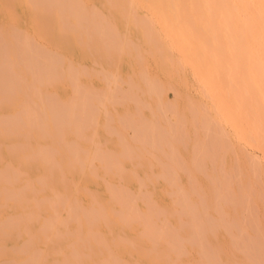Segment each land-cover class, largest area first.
Masks as SVG:
<instances>
[{
    "label": "rangeland",
    "instance_id": "rangeland-1",
    "mask_svg": "<svg viewBox=\"0 0 264 264\" xmlns=\"http://www.w3.org/2000/svg\"><path fill=\"white\" fill-rule=\"evenodd\" d=\"M106 1L108 2V0ZM103 2L104 0H89L88 3L92 6H90L91 9L87 7L89 4L85 6V8L87 7L86 9L89 8V10L82 13L85 15L84 20L82 21L83 18H80V16L83 17L81 13H78L79 18L75 17L78 15L70 14V18H73H71L73 22L69 21L71 20L69 18V20L67 19V23L70 24L69 22H71L72 24L70 25L72 29H74L75 25L73 23L78 22H74L75 18L76 20L79 19L83 24L85 23V26L88 23L86 20L93 19L95 16L96 19L94 18L95 21L93 20V22L97 23L96 21H98L100 25V27H98L99 25L96 24L95 29H104L101 31L104 33L96 30L97 32L95 35V32H92L95 30L94 28L91 29V31L87 30V32H85L86 30L84 31V29L88 25H93L91 22L92 20H90L91 23L85 26V28L81 26L83 24L80 22L82 28L77 24L79 28H76V30H83L85 33L84 37L82 32V34H77L78 37L80 34L82 35L81 38L79 37L80 40H78L73 30L68 32V29L64 28L68 25L65 22L64 27L60 26L52 28V30L51 28L47 30V33L50 32V30L51 33L48 35L45 33L46 37L41 38V40L45 39L43 40L45 44L40 40L41 36H38V38L33 31L32 33L30 32V15L32 9H26L22 12L15 28L14 22L10 21L9 23V19L6 15V5L0 2V21H2L6 27L2 28L4 26L0 22V58H3L2 60L0 59V69L8 70L13 64L16 71L8 70L12 77L13 75H17L23 79V82H25L26 78H30L28 81L34 78V80H32L33 83L26 81L23 88L24 90L20 88V90L17 89L19 93L21 91V94L27 99H24L25 101H22V99L18 100L24 105L16 101V104L19 103V105H21L19 106L20 108L18 105H15L14 102L11 103L8 100L10 96L12 97L15 95L14 93H16V91L9 90L11 93H8L7 90L9 88L7 90L0 88V99H5V102L0 100V112H3V118H1L2 115L0 114V119L3 120L4 117H6L5 115L13 119L16 115V128L18 127L16 131H20L19 128L24 125L26 127H21V129L24 130L25 128L27 131L29 129L28 134H25L27 131L23 133V130H21L22 132H20V134L18 133L20 137L17 135L25 149L22 153L21 150L17 149L18 144H15L17 140L16 134H14L13 139V134H10L12 132H9L8 129L6 130L5 125L3 126L5 129L1 127L6 134L0 129V132H2L1 135L3 134L2 136L0 135V166H2L0 168L6 169L8 174L6 173L5 176H7V179L13 177L14 175L12 172H14V174L20 177L23 174L24 178H26V180L28 179L27 183L32 182L27 185L26 180L22 178L23 176L21 177L22 180H19V177L16 185L22 186V182L23 185H25L22 187H14V185V190H12L8 188L12 183L9 184V181H7L8 185L6 180H3L0 176V182L2 183L3 181L4 183L0 185V187L3 185L2 188H0V208L3 209L4 216H6V218L3 219L8 223L10 222L8 225L9 231H5L4 241L1 242L2 239L0 238V264H28V261H30L28 256L29 254L33 255L32 253H34V251L40 254H42V251L43 253L45 252L42 261L45 262L44 264L49 260L50 262L52 261V264H59L60 261L61 264H69L68 262L70 259L68 258L71 257L70 264H84L88 262L89 264H121V262L123 264H264L263 149L260 145L258 147L255 144L237 138L233 131V127L229 123L219 119L211 99L205 94L200 82L195 77L191 64L182 59V55L177 49L168 47L167 50L166 47L162 46L164 45L163 42H160L162 38L157 41L160 38H158V34H156L159 25L150 16L151 14L148 8L140 9L129 7L132 9L131 11L129 8H124L122 9L123 12L120 11L123 14L122 16L115 7L116 10L112 9L111 0L109 3L104 2L103 4ZM92 3H95V5ZM100 3L105 5V7H102L103 5ZM96 5L101 9L98 10ZM94 6H96L95 9ZM107 7L109 8L106 9ZM68 9L66 7L65 10L69 13ZM109 9L110 12L108 11ZM128 9L129 12L133 11L132 14L135 11V16L134 14L133 16L132 14L130 15ZM101 10L103 12H101ZM124 11H126L125 14L127 13L130 17L124 16ZM79 12L81 11L79 10ZM106 12L107 15L105 17ZM111 12L113 15L110 14ZM136 12L138 14H136ZM86 13L92 14H89L90 16L88 17ZM102 13L104 14L102 15ZM107 16L114 19H109ZM124 17L128 18L125 20ZM131 17H134L135 20H133L134 18L131 20ZM47 19L48 18L44 21L48 22L49 19ZM7 21L8 23H5ZM109 21H114L117 27H115V25L113 26ZM125 21L127 22L125 23ZM135 21H137L135 24L136 27L133 25ZM11 22L14 23L12 24L13 27ZM125 24H127V30L124 27ZM92 25L87 29L92 28ZM71 26H69L70 29ZM155 26L157 30L154 29ZM113 27L120 30L119 35L122 34L121 37H124V34H126L128 36L126 37L125 35L127 39L124 40L125 37L121 39L117 34L118 32H114L115 28ZM142 28L144 31H142ZM149 28H151V30L152 28L156 30V33L153 30L151 32ZM6 29L15 35L17 33L14 29H18L17 31L21 32L20 36H23L24 33L27 34V40L32 37L28 40L30 41V46L27 45V48L31 47L29 48L30 50L26 49L25 51H20L23 55L21 53L17 56L14 53L12 55L8 47L12 49L16 42H11L10 38L13 34H7L9 32ZM60 29L65 33L61 34ZM13 30L15 32H13ZM124 30L129 31L130 35H128V32L125 33ZM111 31L112 34H110ZM122 31L123 33H121ZM88 32H92L90 34L91 38H89L90 35ZM150 32L153 34L150 35ZM86 33L89 36L85 37V35H87ZM105 33L110 34L109 36L111 38L107 37ZM115 33L119 39L124 42L122 43L119 41V44H123V46L119 45L123 49L119 47V51L118 48L116 52L117 54L120 52V54H116V58L108 57L112 53L107 51L108 53L106 52V56L110 59L106 62L107 59H104L105 55H102V53L106 51L104 49L112 51L116 48L119 39L118 37H116L117 39L115 38ZM32 34H34V36ZM65 34L69 35L65 36ZM101 34L104 35L101 36L102 39L99 37ZM93 36L94 39H92ZM129 36L130 39H128ZM34 37L40 41L38 42ZM82 37L83 41H81ZM95 37L100 40H97ZM142 37H145V41L144 39L141 40ZM65 38L68 42H66L67 40ZM95 39L99 41L98 44L95 43ZM87 40L88 42L92 40L91 42L97 45V47L93 49V52L91 49L92 47H90V45H93L89 44L91 42L88 43ZM32 41L33 43H31ZM46 41H48V43ZM114 41H116L117 44ZM40 42L43 43L41 44ZM80 42L83 43L82 48H80ZM86 42L88 44H86ZM106 42H109V44ZM9 44H11V46ZM55 45L57 46L55 47ZM106 46H108V48ZM6 47L7 49H5ZM88 48L92 53H90ZM164 48L169 52V58L165 57L167 53H164L166 52ZM45 49L47 51H44ZM36 50H38V52ZM58 50H60V52ZM115 50L112 52L115 53ZM32 51H35V53ZM33 53L39 56L38 59L43 58L41 56L45 57L38 61V59L33 58H37ZM109 53L111 54L109 55ZM26 54L30 59L24 57ZM49 54L52 55V57ZM1 55L5 56L1 57ZM12 56H16L18 61L14 62ZM9 57L12 58L9 60ZM22 57H24V59ZM16 58L14 57L13 59L16 60ZM46 59H48V61H45ZM60 59L66 60L61 61ZM71 60L73 64L75 62V65L72 64ZM4 61H9L10 63ZM41 61H44L45 64H43L44 62L41 63ZM58 61L60 62L58 63ZM130 61L131 63H129ZM16 62H20V64L24 66L25 71H23L22 66L16 67V65H19V63ZM50 62H52L51 65L53 67L50 65ZM54 62L56 63L54 64ZM59 64H63V66ZM40 65L42 67L41 69ZM161 66L163 68L164 66L166 67V70L164 68L166 72H168L167 70H171V73H165ZM38 67L39 69H37ZM73 68L75 70H73ZM68 69H70V74H67ZM116 69H119L118 72L121 74H118ZM35 71L36 73L42 72L44 75L45 73L47 75L51 72L48 76L52 74V77H54L52 80L53 82L48 79L50 76H46L47 81H45L44 86L43 80H46V78L42 76V73L38 75V78ZM82 71H84L86 75H84ZM24 72H26V74ZM71 73L72 75L77 74L75 77L71 78ZM87 73H89V75H87ZM53 74L55 76H53ZM11 76L9 79L14 80ZM40 77H42V79ZM60 78H62V81ZM86 78L87 81H85ZM36 80H38L39 86L36 85ZM52 83L54 84L52 85ZM46 84L49 85L46 86ZM55 85L57 88L54 89ZM41 86H44L45 90ZM27 87L29 89L26 90ZM49 89L50 91H48ZM36 90L39 94L35 96V94L38 93ZM6 92L11 95H7ZM235 93L236 91L230 94L231 96L228 97V103L231 102L234 104V102L238 100V96ZM24 96L22 97L24 98ZM2 104L4 105L3 108H1L3 106ZM58 104H60V106L62 104V108ZM233 106L234 105L231 107ZM30 107L32 109H30ZM72 107L76 110H73ZM82 107H85V112H83V109L81 111ZM68 108L70 110L68 111L70 117L71 112L74 114L71 117L73 120H70L69 116V119L67 118L68 114L66 113ZM24 112H26L28 116L32 113V121L34 119V122H31L32 124H28L29 128H27L26 125L28 123V117L27 115L25 116ZM80 112H83L87 118ZM86 112L87 115L85 114ZM79 115H83L82 118H85L84 120L86 122L83 121V119H78ZM37 118H39L38 121ZM78 120L79 122L80 120L84 122V125L81 124V128ZM70 121L73 122L71 123ZM18 123L21 124L19 125ZM48 123L51 126L48 125ZM8 133L12 137L8 136ZM59 133H63L62 136L59 135L61 139H63L62 142L61 140L55 139L56 135ZM17 141L16 143H19V141ZM19 147L22 146L19 144ZM66 148H68V150H66ZM120 149L122 150L120 151ZM38 150L42 152L46 151V156L50 155L49 157H54V159L52 158L51 160L49 157L45 159L40 152H37ZM63 151L65 155L62 154ZM66 154H70L71 156H66ZM65 156L68 157V159H66ZM75 156L80 159H75ZM1 159L3 160L4 167ZM5 159L7 160L5 161ZM8 159L10 161H8ZM49 160L51 162H49ZM78 161L80 166L77 168L73 164ZM6 162H9V164H5ZM121 164L124 165L122 166ZM47 166L48 168H46ZM57 166L59 167L57 168ZM79 168V175L83 174V176L80 175L81 177L77 175L78 171L76 172ZM71 175L73 177H70ZM69 178L73 181L71 182L72 184L69 182L71 181ZM75 179H78V182ZM9 180L11 179L9 178ZM74 180L77 183L76 185ZM84 184L86 187H84ZM74 185L76 187H74ZM78 186H83L84 190H78ZM51 187L53 189H50ZM68 187L69 189H66ZM89 187L90 190L88 189ZM27 188L29 189V195L24 192V189ZM8 189H10V191ZM56 189L59 190V192ZM74 191L76 194H73ZM53 192L55 195H53ZM66 193L68 194L66 195ZM69 193L74 195V197L71 198L72 200L70 199L72 196L69 195ZM55 196H57V200ZM61 199L62 201L64 200V202H62ZM29 200L32 202H28ZM114 200L115 202L113 203ZM11 203L13 204L12 206ZM8 212L9 214L7 215ZM57 219L60 220V222L55 228L50 227V229L48 224L58 221ZM30 225L33 228H31ZM46 228L48 230H46ZM86 229H89L90 232ZM18 230L24 231L19 232ZM1 232L2 230H0V234ZM96 232H98V234ZM83 233L84 236L82 237ZM39 234H41L40 240ZM47 235H49V237ZM73 235L74 239L72 238ZM93 235H96L94 236L96 242L94 241ZM75 236L78 237L75 238ZM87 236H89V239ZM35 238L38 243L33 241ZM90 238L93 239V242L91 241L92 244H97L99 242L97 245L98 247L95 246L96 249H93L94 246L91 248ZM123 243L128 244L127 247L129 249L126 247L127 251H125L124 248L126 244L123 245ZM121 244L124 247L122 246L121 248ZM64 245L66 247H64ZM48 247L53 250H50ZM1 248L4 250L3 253L1 252ZM7 248L10 253L6 250ZM69 248L70 250L67 251ZM20 249L21 252L19 251ZM22 250L25 255L26 253L28 254L26 255L28 258L25 255H23V257H26H24L25 259L23 257H18L22 255H19V253H22ZM89 250H91V252ZM6 251L7 253H4ZM48 251H53L54 253L52 252L53 254H50L49 252L48 255ZM66 252H69V254L71 252V255L67 254L70 256L67 258L68 262L67 260L64 262V259L67 257H64ZM14 253L17 254L16 257H18L19 260L23 258V260H20V263L18 261L15 262V260L18 259L15 258ZM12 254L15 259H13ZM50 255H53L56 261H54ZM61 255L63 256L62 260L60 259ZM80 259L81 261H79ZM21 261H23V263ZM50 262H48V264Z\"/></svg>",
    "mask_w": 264,
    "mask_h": 264
},
{
    "label": "bare ground",
    "instance_id": "bare-ground-1",
    "mask_svg": "<svg viewBox=\"0 0 264 264\" xmlns=\"http://www.w3.org/2000/svg\"><path fill=\"white\" fill-rule=\"evenodd\" d=\"M93 1V0H92ZM0 2H3V4H5L6 5V15H7V17H8V19H9V23H10V21H12V22H14L15 23V28H16V23H17V21L19 20V18H20V15L22 14V12L24 11V10H26V9H32V12H31V17H30V29H31V33H32V31L34 32V34H36L37 35V37L38 36H41L40 37V40H41V38H43V37H46V35H48V34H50L51 33V30H52V28H55V27H60V26H63L64 27V25H65V22H66V24H68L67 23V19L69 20V18H70V14L72 15V14H74V15H78V13L80 14L81 13V15L83 16V17H81L80 16V18H83L82 19V21L84 20V16L85 15H83L82 13L84 12V11H88L89 10V8L88 9H86L87 7H90V6H92V5H90V3H88L89 2V0H0ZM104 2H106V3H109L110 2V0H108V2L106 1V0H104ZM104 2H103V4H104ZM105 3V4H106ZM111 5H112V9L113 10H116L117 9V11H119V13H120V15H122L123 16V14H122V12H123V10L122 9H124V8H129V7H132V8H140V9H142V8H148L150 11V16L153 18V20H155L157 23H158V25H159V27H158V31H157V33L155 32L157 29H156V26H155V28L154 29H156V30H153V28H152V30L156 33V34H158L157 36H158V40L157 41H159L161 38H162V41L160 40V42H163V44L164 45H162V46H164V47H166V49L168 50V47L169 48H174V49H177L180 53H181V55H182V59L185 61H187V62H189V64H191V66H192V68H193V71H194V74H195V77L197 78V80L200 82V84H201V86H202V88L204 89V92H205V94H207L208 96H209V98L211 99V101H212V105H213V107H214V110H215V112H216V115L219 117V119L221 120V121H224V122H227V123H229L232 127H233V131L235 132V134H236V136H237V138H239L240 140H245V141H248V142H250V143H252V144H255V145H257L258 147H259V145L261 146V148L263 149V151H264V0H111ZM1 4V3H0ZM89 4V6H87L86 8H85V6L86 5H88ZM93 5H95V3H92ZM101 4V3H100ZM103 4H101V5H103ZM4 5V6H5ZM97 6V9L99 10V9H101L98 5H96ZM96 6H94V9H95V7ZM110 6V5H109ZM66 7H67V9H68V7H69V13H68V11H66L65 9H66ZM102 7H105V5H103ZM116 9H115V8ZM1 8H2V6H1ZM109 7H107L106 9H108ZM84 9H86V10H84ZM90 9H91V7H90ZM130 9V8H129ZM129 9H128V13L131 15L132 14V12H129ZM79 10L81 11V12H79ZM97 10V11H98ZM132 9H130V11H131ZM96 11V12H97ZM109 12H110V9L108 10ZM120 11H122V12H120ZM101 12H103L102 10H101ZM101 12H100V14H101ZM125 12L126 11H124V14H125ZM85 13V12H84ZM105 13V12H104ZM104 13H102V15L104 14ZM89 14H92V13H89ZM88 13H86V16L88 15V17L90 16ZM95 14V13H94ZM97 14H98V12H97ZM96 14V15H97ZM111 15H113L112 14V12L110 13ZM134 16H135V11H134ZM133 14H132V16H133ZM136 14H138L137 12H136ZM106 15H107V12H106V14H105V17H106ZM109 15V14H108ZM119 15V16H120ZM141 15V14H140ZM93 16V15H92ZM110 16V15H109ZM109 16H107L108 18H109ZM124 16H128V17H130L127 13L124 15ZM76 18L78 17L79 18V15L78 16H75ZM88 17H86V18H88ZM98 17H99V15H98ZM98 17H97V19H98ZM114 17V16H113ZM128 17H124V19L126 20V18H128ZM140 17V16H139ZM1 18V17H0ZM46 18H48L47 20H48V22H45L44 20L46 19ZM72 18V17H71ZM70 18V19H71ZM76 18H75V20H74V22H76V21H78V22H76V23H73L74 25H75V27H74V29H72V26L70 25V24H72L71 22H73L72 21V19L71 20H69V21H71V22H69L70 24H68L67 25V27L65 26L64 28H66V29H68V32L69 31H71V30H73V33L78 37V35L77 34H79V33H81L82 35H83V37H84V33L85 32H87V30H90L91 31V29H95V25L96 24H98V21H96L97 23H95V22H93V20H94V18H95V16H94V18L93 17H90V18H93V19H89V20H86L85 22L87 23L85 26H87L89 23H93V25H92V28H90V29H87V28H89V26L91 27V25H88L86 28H85V26H84V24L81 22V21H79V19H77L76 20ZM112 18V17H111ZM111 18H109V19H111ZM134 18V17H133ZM132 17H131V20L133 19ZM137 18V17H136ZM6 19V18H5ZM7 19V20H8ZM96 19V18H95ZM107 19V18H106ZM114 18H112V20H113ZM24 20V19H23ZM90 20H92L91 22H90ZM130 20V21H131ZM133 20H135V18L133 19ZM138 20H139V18H138ZM141 20V19H140ZM49 21H50V23H49ZM95 21V20H94ZM115 21V20H114ZM110 22L113 26L115 25V27H117L116 25L117 24H115V22ZM128 21V20H127ZM127 21H125V23L127 22ZM130 21H129V24H130ZM155 21H153V22H155ZM1 22V24H3L2 23V21H0ZM11 22V25L12 24H14V23H12ZM46 24H45V23ZM80 22L83 24V25H81L80 24ZM100 22V21H99ZM136 22L137 21H135V22H133V25H134V27H136L135 26V24H136ZM5 23H8V21L7 22H5ZM48 23V24H47ZM95 23V24H94ZM132 23V22H131ZM28 24V23H27ZM77 24H79V27H81V26H84V31L85 32H83V30H76V28L78 29L79 27H78V25ZM128 24V23H127ZM127 24H125V28H126V25ZM156 24V23H155ZM29 25V24H28ZM48 25V26H47ZM81 25V26H80ZM99 25V24H98ZM97 25V26H98ZM112 25H111V27H112ZM132 25V26H133ZM3 26L4 27H2V28H6L5 27V25L3 24ZM9 26V25H8ZM69 26H71V29L69 28ZM96 26V27H97ZM12 27H13V25H12ZM63 27H61V28H63ZM98 27H100V25L98 26ZM115 27H113V28H115ZM22 28V27H21ZM20 28V29H21ZM24 28V27H23ZM51 28V30H50V32H48L47 33V30H49ZM82 28V27H81ZM103 28H105V27H103ZM145 28V27H144ZM147 28V27H146ZM1 29V28H0ZM9 29V28H8ZM70 29V30H69ZM101 29V28H100ZM100 29H95V30H93L92 32H95L94 34L96 35V32L97 31H103L104 29H102V30H100ZM118 29V28H117ZM116 28H115V31L114 32H118L117 34L119 35V33H120V30H117ZM150 30H151V28H149ZM7 30V29H6ZM5 30V31H6ZM15 31H16V35L14 34V33H12V32H10L9 30H7L9 33H7V34H9V35H11V34H13V39H12V37L10 38L11 39V42H14L15 44L13 45V47H12V49H11V47H8V49L9 50H11L10 51V53H12V55H13V53L17 56L18 54H20L21 52L20 51H25L26 49H29V48H31V47H29V48H27V45H29L30 44V41H28V40H30L31 38H29L28 40H27V34H25L24 33V35L23 36H20V31H17L18 29H14ZM13 30V32H15ZM61 30V34L63 33H65V32H62L63 30L62 29H60ZM65 30V29H64ZM97 30V31H96ZM110 30H112V29H110ZM109 30V31H110ZM117 30V31H116ZM126 30H127V28H126ZM139 30V29H138ZM152 30H151V32H152ZM4 31V30H3ZM23 31V30H22ZM66 31V30H65ZM137 31V30H136ZM140 31V30H139ZM142 31H144L143 30V28H142ZM146 31V30H145ZM24 32V31H23ZM92 32H88L89 33V35L92 33ZM108 32V31H107ZM124 32L125 33H127L128 32V35H130V33H129V31H125L124 30ZM138 32V31H137ZM151 32L149 33L150 35H152L151 34ZM1 33V32H0ZM27 33V32H26ZM45 33H47L46 35H45ZM101 33H104V32H101ZM121 33H123V31L121 32ZM139 33H141V32H139ZM145 33H147V32H145ZM29 34V33H28ZM34 34H32L33 36H34ZM79 35V37L81 38V36L82 35ZM87 34V33H86ZM99 34V33H98ZM105 34H107V37H110L109 35L110 34H112V31H111V33L110 34H108V33H105ZM117 34L115 33V38L116 37H118L117 36ZM135 34H136V32H135ZM2 35V34H1ZM9 35H8V37H9ZM36 35H35V37H36ZM69 34H65V36H68ZM88 34L87 35H85V37L86 36H89ZM122 35V34H121ZM121 35H119L120 37H121ZM125 35L126 34H124V37H125ZM144 35H146V34H144ZM143 35V36H144ZM148 35V34H147ZM149 35V36H150ZM16 36V37H15ZM64 36V35H63ZM101 36H104L103 34H101L99 37H101ZM112 36V35H111ZM132 36V35H131ZM156 36V35H155ZM156 36V37H157ZM6 37V36H5ZM30 37V36H29ZM34 37V38H35ZM77 37H76V39H77ZM79 37H78V40H80L79 39ZM83 37H82V40L81 41H83ZM98 37V36H97ZM124 37H121V39L122 38H124ZM126 37H128L127 35H126ZM125 37V39L124 40H126L127 38ZM136 37L138 38V36H137V34H136ZM146 37V36H145ZM145 37H142V39L141 40H143ZM1 38V37H0ZM7 38V37H6ZM39 38V37H38ZM67 38V37H66ZM65 38V39H66ZM89 38H91V35H90V37ZM96 38V37H95ZM111 38V37H110ZM112 38H114V37H112ZM135 38V37H134ZM136 38V39H137ZM151 38V37H150ZM154 38V37H153ZM36 39V38H35ZM87 39H88V37H87ZM92 39H94V36L92 37ZM97 40H100L99 38H96ZM96 39L94 40L95 41V43L96 44H98V42L99 41H96ZM101 39H102V37H101ZM105 39H106V41H107V38L105 37ZM109 39V38H108ZM117 39V38H116ZM118 39H119V37H118ZM128 39H130V36H129V38ZM135 39V40H136ZM140 39V38H139ZM155 39V38H154ZM3 40V39H2ZM38 42L40 41L39 39H36ZM43 40H45V39H42L41 41H43ZM67 40V39H66ZM89 40V39H88ZM88 40H87V42H88ZM111 40V39H110ZM110 40H108V41H110ZM112 40H114V39H112ZM37 41H36V43H37ZM49 41V40H48ZM48 41H46L47 43H48ZM55 41V40H54ZM85 41V40H84ZM92 41V40H91ZM91 41H89V42H91ZM119 41H121L122 43H124L122 40H118L117 42H118V44H117V42L116 41H114L116 44H117V46H116V48H114L112 51L114 52V50H115V53H113L112 51H110L109 49L107 50V49H104V47H103V49L104 50H106L105 52L103 51V53H102V55H105L106 56V54L108 53V52H111L112 54H114V55H112L111 53H109V55L110 56H108V57H110V58H112V57H114V58H116V56L117 55H119L120 54V52H119V54H117V52L116 51H118V48L120 47V46H123V44H119L120 42ZM144 41H145V39H144ZM4 42V41H3ZM2 42V43H3ZM44 42V41H43ZM43 42H40L41 44L43 43ZM66 42H68V40L66 41ZM79 42V41H78ZM86 42V44H88ZM31 43H33V41L31 42ZM34 43H35V41H34ZM49 43H50V41H49ZM54 43V42H53ZM94 43V44H95ZM107 44H109V42H106ZM5 44H6V42H5ZM41 44H39V45H41ZM43 44H45V42L43 43ZM55 44H57V43H55ZM80 44H81V47L80 48H82V46H83V43H81L80 42ZM85 44V43H84ZM85 44V45H86ZM89 44H92L93 46H91L90 45V47H92L91 49H92V52H93V49L95 48V47H97V45H94L92 42L91 43H89ZM114 44V43H113ZM162 44V43H161ZM160 44V45H161ZM10 46H11V44H9ZM50 45V44H49ZM120 45V46H119ZM124 45H126V44H124ZM30 46V45H29ZM57 45H55V47H56ZM42 47H44V46H42ZM89 47V46H88ZM107 48H108V46H106ZM110 47H111V45H110ZM109 47V48H110ZM33 48V47H32ZM35 48H36V45H35ZM58 48V47H57ZM112 48V47H111ZM110 48V49H111ZM120 48H122V47H120ZM120 48H119V51H120ZM5 49H7V47L5 48ZM37 49V48H36ZM41 49V48H40ZM58 49H60V48H58ZM89 49V48H88ZM123 49V48H122ZM165 49V48H164ZM165 49V51L166 52H164L165 54L167 53V55H165V57H167V58H169V52H167V50ZM8 50V51H9ZM30 50V49H29ZM52 50V49H51ZM54 50H56V49H54ZM87 50V49H86ZM2 51V50H1ZM37 52H38V50H36ZM44 51H47L46 49L44 50ZM49 51V50H48ZM59 52H60V50H58ZM89 51H90V53H92L91 52V50L89 49ZM108 51V52H107ZM5 52V51H4ZM3 52V53H4ZM32 52H34L35 53V51H32ZM54 52H56V51H54ZM107 52V53H106ZM7 53V52H6ZM26 53V52H25ZM33 53V54H34ZM52 53V52H51ZM62 53V52H61ZM71 53V52H70ZM122 53V52H121ZM22 55H23V53H21ZM30 54V53H29ZM28 54V55H29ZM41 54V53H40ZM58 54H60V53H58ZM63 54V53H62ZM62 54H60V55H62ZM72 54V53H71ZM117 54V55H116ZM32 55V54H31ZM35 55V54H34ZM50 55V54H49ZM57 55V54H56ZM67 55V54H66ZM66 55H64V56H66ZM116 55V56H115ZM122 55H123V53H122ZM135 55V54H134ZM5 56V55H4ZM4 56H2L1 55V57H4ZM7 56V55H6ZM16 56H14L15 58H16ZM30 56V55H29ZM35 56H37V55H35ZM51 57H52V55H50ZM73 56V55H72ZM72 56H70V57H72ZM104 56V59H107V61L106 62H108V60L110 59V58H108L107 56L105 57ZM13 57V56H12ZM12 57H9V60H10V58H12ZM13 57V58H14ZM24 57H27V54H26V56H24ZM24 57H22L23 59H24ZM38 57L39 56H37V58L36 57H33L34 59H38ZM41 57H43V58H39L38 59V61L41 59H44V57L45 56H41ZM49 57V56H48ZM51 57H50V59H51ZM12 58V60H14V62L15 61H18L17 59L18 58H16V60L15 59H13ZM21 58V59H22ZM27 58H29V57H27ZM31 58H32V56H31ZM32 58V59H33ZM54 58V57H53ZM56 58H58V57H56ZM61 58H62V56H61ZM1 59V58H0ZM3 59V58H2ZM1 59V60H2ZM6 59V58H5ZM30 59V58H29ZM69 59V58H68ZM119 59V58H118ZM129 59V58H128ZM135 59V58H134ZM27 60V59H26ZM52 60V59H51ZM61 60V59H60ZM63 60V59H62ZM61 60V61H62ZM66 59H64L63 61H65ZM77 60V59H76ZM131 60V59H130ZM7 61V60H6ZM6 61H4V62H6ZM24 61V60H23ZM35 61V60H34ZM38 61H37V63H38ZM45 61H48V59H46ZM55 61V60H54ZM115 61V60H114ZM183 61V62H184ZM185 61V62H186ZM9 62V61H8ZM8 62H6V63H8ZM42 62H44V61H41V63ZM60 61H58V63H59ZM71 62H72V60H71ZM110 62V61H109ZM113 62V61H112ZM118 62H119V60H118ZM117 62V63H118ZM133 62H134V60H133ZM10 63V62H9ZM16 63H19V65H16V67L18 66H22V69H23V71H25V69H24V66L22 65V64H20V62H16ZM15 63V64H16ZM24 63V62H23ZM26 63V62H25ZM29 63H31V62H29ZM33 63V62H32ZM35 64H36V61L34 62ZM51 63L52 62H50V65H51ZM56 62H54V64H55ZM129 63H131V61L129 62ZM165 63V62H164ZM1 64H3V63H1ZM5 64V63H4ZM12 64V63H11ZM43 64H45V62L43 63ZM46 64H48V63H46ZM65 64V63H64ZM71 64V63H70ZM72 64H73V62H72ZM77 64H79V63H77ZM113 64V63H112ZM166 64V63H165ZM168 64V63H167ZM6 65V64H5ZM27 65H29V64H27ZM27 65H25V66H27ZM34 65V64H33ZM60 65V64H59ZM73 65H75V62H74V64ZM82 65V64H81ZM80 65V66H81ZM85 65V64H84ZM131 65V64H130ZM129 65V66H130ZM136 65V64H135ZM162 65V64H161ZM1 66V65H0ZM35 66V65H34ZM38 66V65H37ZM45 66V65H44ZM52 66V65H51ZM51 66H49V67H51ZM60 66H63V64L62 65H60ZM72 66V65H71ZM79 66V65H78ZM83 66V65H82ZM168 66H169V64H168ZM3 67V66H2ZM7 67V66H6ZM9 67V66H8ZM36 67V66H35ZM49 67H48V69H49ZM53 67V66H52ZM74 67H76V66H74ZM132 67H133V65H132ZM162 67V66H161ZM28 68V67H27ZM42 67H41V65H40V69H41ZM45 68V67H44ZM43 68V69H44ZM66 68V67H65ZM84 68V67H83ZM120 68V67H119ZM127 68V67H126ZM134 68V67H133ZM163 68V67H162ZM164 68H165V70H166V67L164 66ZM164 68H163V71L165 72V73H168V74H170L171 73V70L169 71V70H167L168 72H166L165 70H164ZM167 68H169V67H167ZM33 69H36V68H33ZM37 69H39V67L37 68ZM42 69V70H43ZM60 69H62V68H60ZM71 69V68H70ZM70 69H68V73L67 74H70ZM77 69V68H76ZM85 69V68H84ZM121 69V68H120ZM128 69V68H127ZM8 70H10V71H12V70H15L14 69V66H13V64L10 66V68L8 69ZM8 70H4V69H0V88L1 89H8L7 91H8V93L10 92V91H16V93H14L15 95H13L12 97L7 93V95H9L10 97L8 98V100L12 103V102H14V104L15 105H18V107L19 106H21L22 104H21V101L19 102L18 100H20V99H22V101H25L24 99H26V97L23 95V94H21L22 92L20 91V93H19V90L20 89H22V90H24L23 88H24V84L26 83V81H28L29 79H25V82H23V79L21 78V77H19V76H14L13 75V77L9 74V72H8ZM20 70V69H19ZM46 70V69H45ZM73 70H75L74 68H73ZM117 70V69H116ZM16 71V70H15ZM40 71V70H39ZM51 71V70H50ZM55 71V70H54ZM58 71H59V67H58ZM64 71H65V69H64ZM119 71V69L117 70V72ZM129 71V70H128ZM26 72H27V69H26ZM26 72H24L25 74H26ZM33 72V71H32ZM44 72V71H43ZM46 72H47V70H46ZM49 72V71H48ZM72 72H74V71H72ZM80 72V71H79ZM82 72H84V71H82ZM114 72H115V70H114ZM116 72V73H117ZM125 72V71H124ZM15 73V72H14ZM14 73H11V74H14ZM17 73V72H16ZM20 73V72H19ZM19 73H18V75H19ZM34 73V72H33ZM35 73H36V71H35ZM40 73H42V72H40ZM40 73H36V75H37V77H38V75H40ZM49 73H51V72H49ZM48 73V74H49ZM48 74L46 75V73H45V75L42 73V76H44V78H46V76H48ZM58 74V73H57ZM64 74V73H63ZM77 74V73H76ZM76 74H73L72 75V73H71V78L72 77H75V75ZM79 74H81V73H79ZM114 74V73H113ZM118 74H121V73H119L118 72ZM126 74V73H125ZM65 75H66V72H65ZM65 75H63V76H65ZM82 75H83V73H82ZM81 75V76H82ZM84 75H86L85 74V72H84ZM87 75H89V73H87ZM10 76L12 77V78H14V80H12V79H9L10 78ZM24 76V75H23ZM50 76V77H49ZM48 77V79H50L51 80V82H53L52 80L54 79V77H52V74L51 75H49ZM53 76H55L54 74H53ZM60 76V75H59ZM68 76H70V75H68ZM80 76V77H81ZM115 76V75H114ZM127 76V75H126ZM125 76V77H126ZM26 77H28V76H26ZM36 77V76H35ZM52 77V78H51ZM57 77V76H56ZM77 77V76H76ZM79 77V76H78ZM85 77H87V76H85ZM24 78V77H23ZM39 78V77H38ZM41 79H42V77H40ZM139 78V77H138ZM137 78V79H138ZM62 78H60V80H61ZM64 79V78H63ZM77 79H79V78H77ZM82 79V78H81ZM32 80H34V78L32 79ZM28 81V82H32L33 83V81ZM59 80V79H58ZM74 80H75V78H74ZM140 80V79H139ZM37 82V86H39V84H38V80H36ZM45 81H47V78H46V80H43V82H44V86H45ZM55 81V80H54ZM57 81V80H56ZM62 81V80H61ZM76 81V80H75ZM85 81H87V78H86V80ZM58 82V81H57ZM83 82V81H82ZM48 83H49V81H48ZM84 83V82H83ZM35 84V83H34ZM54 83H52V85H53ZM56 84V83H55ZM28 85V84H27ZM32 85V84H31ZM47 85H49V84H46V86ZM57 85V84H56ZM56 85H55V87H54V89L55 88H57L56 87ZM26 86V85H25ZM36 86V87H37ZM42 87V88H44V90H45V87ZM32 87V86H31ZM30 87V88H31ZM36 87H34V88H36ZM52 87V88H53ZM20 88V89H19ZM38 88V87H37ZM36 88V89H37ZM17 89H19V90H17ZM27 89H29L28 87L26 88V90ZM10 90V91H9ZM32 90V89H31ZM38 90V89H37ZM36 90V91H37ZM43 90V89H42ZM2 91V90H1ZM48 91H50V89L48 90ZM234 91H236V95L238 96H236L237 98H238V100H237V98H236V102H234V104H232L231 102L230 103H228V97H230L231 95L230 94H232ZM3 92H4V90H3ZM38 92V91H37ZM41 92V91H40ZM56 92V91H55ZM11 93V92H10ZM13 93V92H12ZM28 93V92H27ZM34 94H35V91H34ZM39 94V92L37 93V94H35V96L36 95H38ZM2 95V94H1ZM22 96H24V98L22 97ZM30 96V95H29ZM35 96H33V97H35ZM55 96H57V95H55ZM59 96H60V94H59ZM32 97V96H31ZM39 97V96H38ZM1 98V97H0ZM35 99V98H34ZM60 99V98H59ZM63 99V98H62ZM66 99V98H65ZM0 100H2V99H0ZM5 100V99H4ZM4 100H2L3 102H5ZM27 100V99H26ZM42 100V99H41ZM56 100H57V98H56ZM55 100V101H56ZM8 101V102H9ZM16 101H18L21 105H19V103H17L16 104ZM52 101V100H51ZM60 101V100H59ZM67 101V100H66ZM2 102V103H3ZM9 102V103H10ZM54 102V101H53ZM10 103V104H11ZM28 103V102H27ZM26 103V104H27ZM50 103V102H49ZM48 103V104H49ZM70 103V102H69ZM77 103V102H76ZM85 103V102H84ZM83 103V104H84ZM228 103V104H227ZM8 104V103H7ZM13 104V105H14ZM25 104V105H26ZM30 104V103H29ZM83 104H82V106H83ZM234 105L233 107H231L232 105ZM3 105V104H2ZM1 105V106H2ZM24 105V104H23ZM53 105H54V103H53ZM57 105V104H56ZM59 106H60V104H58ZM58 106V107H59ZM61 106H62V104H61ZM60 106V107H61ZM73 106V105H72ZM76 106H77V104H76ZM86 106V105H85ZM4 107V105L1 107V108H3ZM27 107V106H26ZM48 107H50V106H48ZM51 107H52V105H51ZM69 108H71L70 106H68ZM231 107V108H230ZM20 108V107H19ZM18 108V109H19ZM24 108H25V106H24ZM54 108H56V107H54ZM62 108V107H61ZM65 108H67V107H65ZM69 108L67 109V113L66 114H68V111H70L69 110ZM77 108V107H76ZM84 108L85 107H82L81 108V111H82V109L84 110ZM22 109V108H21ZM30 109H32L31 107H30ZM57 109H59V108H57ZM72 109H73V107H72ZM72 109H71V111H72ZM2 110V109H1ZM14 110H17V109H14ZM25 110V109H24ZM50 110V109H49ZM73 110H76V109H73ZM80 110V109H79ZM87 110V109H86ZM58 111V110H57ZM5 112V111H4ZM11 112V111H10ZM27 112V111H26ZM26 112H24V114H25V116L27 115L26 114ZM31 112H33V111H31ZM49 112V111H48ZM83 112H85V110L83 111ZM81 113V114H83L84 115V113ZM8 113V112H7ZM6 113V114H7ZM50 113H51V111H50ZM73 113H74V111H73ZM77 113V112H76ZM0 114L2 115V117L1 118H3V112L1 111L0 112ZM14 114V113H13ZM17 114V113H16ZM20 114V113H19ZM86 115H87V112L85 113ZM0 115V116H1ZM31 115H32V113H31ZM31 115L29 114V116L27 115V117H28V119H27V128H29V126H28V124H32L31 122H34V119H33V121H32V117H31ZM72 115H74V114H72V112H71V117H72ZM77 115H78V113H77ZM83 115L82 116H78L79 118L78 119H83L82 117H83ZM6 117H4V119L2 120V119H0V129L1 130H3V129H5L6 128V130L8 129V131L9 132H12V133H10V134H13V137L12 136H10L9 135V133H8V136H10V137H12L13 139H14V134H16L15 136H17L18 135V133L20 134V132H22L21 130H23V129H21V127H24V126H21L19 129H20V131H16V129L18 128H16V126H17V121H16V115H15V117H13V119H11V118H8L7 117V115H5ZM17 116H19V115H17ZM50 116H52V115H50ZM70 117V114H68L67 115V118L69 119V117ZM85 116V115H84ZM26 117V118H27ZM65 117V116H64ZM71 117H70V120H73V119H71ZM20 118V117H19ZM85 118H87V116H85ZM84 118V119H85ZM38 119L39 118H37V121H38ZM66 119V118H65ZM83 119V121H85ZM19 121V120H18ZM26 121V120H25ZM36 121V120H35ZM36 121V122H37ZM51 121V120H50ZM35 122V123H36ZM71 122V121H70ZM73 122V121H72ZM71 122V123H72ZM78 122H79V120H78ZM86 122V121H85ZM25 123V122H24ZM50 123V122H49ZM48 123V125H50ZM60 123V122H59ZM67 123V122H66ZM80 128H81V124H83L84 122H82V120H80ZM19 124V123H18ZM21 124V123H20ZM19 124V125H20ZM5 125V128L3 127ZM76 125V124H75ZM79 125V124H78ZM84 125V124H83ZM33 126V125H32ZM35 126V125H34ZM51 126V125H50ZM59 126H60V124H59ZM59 126H57V127H59ZM64 126V125H63ZM3 129H2V128ZM26 127V126H25ZM39 127V126H38ZM62 128V127H61ZM65 128H67V127H65ZM54 130V129H53ZM60 130V129H59ZM71 130V129H70ZM4 131V130H3ZM7 131V132H8ZM27 131V129H25L24 128V130H23V133L24 132H26ZM57 131V130H56ZM61 131V130H60ZM62 131H63V129H62ZM28 132H29V129H28V131H27V133H25V134H28ZM59 132V131H58ZM1 133L2 132H0V135H1ZM4 133H5V131H4ZM22 133V134H23ZM48 133V132H47ZM64 133V132H63ZM62 133V134H63ZM6 134V133H5ZM62 134L61 133H59V134H54V135H56V137H55V139H57V140H61V142H62V140L63 139H61V137L59 136V135H61L62 136ZM3 135V134H2ZM1 135V136H2ZM65 135V134H64ZM19 137H20V135H18ZM16 137L17 138V140L19 141V137ZM28 138V137H27ZM51 138V137H50ZM63 138V137H62ZM47 139H48V137H47ZM16 140V141H17ZM16 141H15V144H18V147H19V144L22 146V147H17V149L18 150H21L22 151V153H23V151L25 150L24 148H23V145L21 144V141H19V143H16ZM17 141V142H18ZM13 142V141H12ZM53 142V141H52ZM68 142V141H67ZM55 143V142H54ZM4 144V143H3ZM45 144H47V143H45ZM52 144V143H51ZM68 144V143H67ZM6 145V144H5ZM8 146V145H7ZM25 146V145H24ZM36 146V145H35ZM56 146V145H55ZM58 146V145H57ZM27 147V146H26ZM44 148V147H43ZM56 148V147H55ZM16 149V148H15ZM49 149V148H48ZM64 149V148H63ZM1 150V149H0ZM9 150H12V149H9ZM40 150V149H39ZM37 151V152H40V154H42V156L45 158V159H48V157L50 156V155H48V156H46L47 154H45V152H42V151ZM50 150V149H49ZM66 150H68V148H66ZM122 149H120V151H121ZM27 151V150H26ZM35 151H36V149H35ZM44 151V150H43ZM15 152V151H14ZM17 152V151H16ZM68 152V151H67ZM73 152H74V150H73ZM3 153V152H2ZM1 153V154H2ZM6 153H8V152H6ZM9 153H11V152H9ZM20 153V152H19ZM52 153V152H51ZM61 153V152H60ZM66 153V152H65ZM33 154V153H32ZM44 154V155H43ZM62 154H64V151H63V153ZM8 155V154H7ZM13 155V154H12ZM28 155V154H27ZM61 155V154H60ZM65 155V154H64ZM67 155H70V154H66V156ZM83 155H85V154H83ZM3 156H4V154H3ZM9 156H11V155H9ZM8 156V157H9ZM55 156H56V154H55ZM65 156V157H66ZM71 156V155H70ZM15 157H17V156H15ZM59 157H61V156H59ZM84 157H86V156H84ZM0 158H1V156H0ZM14 158V157H13ZM21 158H23V157H21ZM39 158V157H38ZM42 158V157H41ZM49 158H51V157H49ZM53 159H54V157H52ZM52 158H51V160H52ZM82 158V157H81ZM88 158V157H87ZM19 159V158H18ZM30 159V158H29ZM66 159H68V157H66ZM75 159H77V160H79L78 159V157L77 156H75ZM83 159V158H82ZM85 159V158H84ZM7 159H5V161H6ZM25 160H27V159H25ZM40 160V159H39ZM73 160V159H72ZM3 160L1 159V162H2ZM8 161H10L9 159H8ZM48 161V160H47ZM69 161H70V158H69ZM26 162V161H25ZM35 162V161H34ZM42 162V161H41ZM46 162V161H45ZM49 162H51L50 160H49ZM64 162V161H63ZM71 162V161H70ZM83 162H84V160H83ZM9 164V162H6L5 164ZM19 163V162H18ZM26 163H29V162H26ZM56 163V162H55ZM54 163V164H55ZM62 163V162H61ZM79 163V161L77 162V163H75V164H73L74 166H76L77 168H78V166H80V164H78ZM2 164H3V162H2ZM36 164V163H35ZM42 164V163H41ZM70 164V163H69ZM84 164V163H83ZM12 165H14V164H12ZM18 165V164H17ZM29 165V164H28ZM62 165V164H61ZM67 165V164H66ZM122 166L124 165V164H121ZM35 166V165H34ZM43 166V165H42ZM0 167H2V166H0ZM3 167H4V164H3ZM5 167H6V165H5ZM7 167H8V165H7ZM18 167H19V165H18ZM59 166H57V168H58ZM81 167H82V165H81ZM86 167V166H85ZM120 167V166H119ZM124 167H126V166H124ZM123 167V168H124ZM16 168V167H15ZM45 168V167H44ZM46 168H48V166L46 167ZM127 168V167H126ZM18 169H20V168H18ZM36 169H39V168H36ZM54 169H56V168H54ZM84 169V168H83ZM122 169V168H121ZM30 170H31V168H30ZM48 170V169H47ZM46 170V171H47ZM80 168L78 169V170H76V172L78 171V173H77V175H79V173H80ZM57 171V170H56ZM68 171V170H67ZM75 171V170H74ZM73 171V172H74ZM25 172V171H24ZM27 172V171H26ZM69 172V171H68ZM72 172V173H73ZM7 172H6V169L5 168H0V176L2 177V179L4 180H6V183H7V181H9V184L10 183H12L11 184V186L9 187L8 186V188H10V189H12V190H14L13 189V186L14 187H16L17 185H16V183H18V178L20 177V176H18V175H16V174H14V172H12L13 173V177H9V175H8V177L11 179V180H9V178L7 179V176H5V174H6ZM44 173V172H43ZM42 173V174H43ZM52 173V172H51ZM65 173V172H64ZM71 173V172H70ZM82 173H83V171H82ZM8 174V173H7ZM55 174V173H54ZM16 175V176H15ZM53 175V174H52ZM80 175H82L83 176V174H80ZM79 175V176H80ZM22 176H23V174H22ZM21 176V177H22ZM39 176V175H38ZM127 176V175H126ZM20 177V179L19 180H22V178H24V176L21 178ZM27 177V176H26ZM37 177V176H36ZM57 177H59V176H57ZM63 177V176H62ZM70 177H73L72 175L70 176ZM81 177V176H80ZM48 178H49V176H48ZM128 178V177H127ZM25 180H26V178H24ZM31 179V178H30ZM34 179V178H33ZM42 179V178H41ZM60 179V178H59ZM65 179V178H64ZM70 179V178H69ZM80 179V178H79ZM28 180V179H27ZM27 180H26V183H27ZM71 180V179H70ZM77 182H78V179H75ZM74 180V181H75ZM67 181V180H66ZM76 181H75V185L77 184L76 183ZM80 181V180H79ZM22 182V181H21ZM30 182V181H29ZM50 182V181H49ZM70 183L71 182H73L72 180L71 181H69ZM2 183H3V181H2ZM1 182H0V185L2 184ZM30 183H32V182H30ZM30 183H27V185L28 184H30ZM70 183H69V185H70ZM4 184V183H3ZM8 184V183H7ZM8 184V185H9ZM22 184V186H24L23 185V182L21 183ZM53 184V183H52ZM55 184V183H54ZM67 184H68V182H67ZM72 184V183H71ZM127 184V183H126ZM35 185V184H34ZM33 185V186H34ZM68 185V186H69ZM74 185V187H76ZM3 186V185H2ZM2 186L0 187V188H2ZM19 186H21V185H19ZM19 186H17V187H19ZM21 186V187H22ZM31 186V185H30ZM30 186H28V187H30ZM41 186V185H40ZM27 187V186H26ZM32 187V186H31ZM35 187V186H34ZM33 187V188H34ZM73 187V188H74ZM78 187H80V186H78ZM77 187V189L79 190V189H83L84 187H86L85 186V184H84V187L83 186H81L80 188H78ZM88 187V186H87ZM47 188V187H46ZM106 188V187H105ZM10 189H8L9 191H10ZM19 189V188H18ZM32 189V188H31ZM50 189H53L52 187L50 188ZM66 189H69V187L68 188H66ZM75 189V188H74ZM89 190H90V187L88 188ZM12 190H11V192H12ZM16 190V189H15ZM57 190V189H56ZM84 190V189H83ZM88 190V191H89ZM31 191V190H30ZM55 191V190H54ZM58 192H59V190H57ZM65 191V190H64ZM68 191V190H67ZM66 191V192H67ZM77 191V190H76ZM82 191V190H81ZM14 192V191H13ZM24 192L26 193V194H28V192H29V189L27 188V189H24ZM23 192V193H24ZM31 192H33V191H31ZM36 192V191H35ZM52 192V191H51ZM112 192V191H111ZM16 193V192H15ZM42 193H45V192H42ZM49 193V192H48ZM71 193H72V189H71ZM71 193H69V195H71L72 197H70V199L71 198H73L74 197V195H72ZM78 193V192H77ZM86 193V192H85ZM84 193V194H85ZM158 193V192H157ZM12 194V193H11ZM68 193H66V195H67ZM73 194H76L75 193V191L73 192ZM82 194V193H81ZM2 195V194H1ZM29 195V194H28ZM27 195V196H28ZM51 195H52V193H51ZM53 195H55L54 194V192H53ZM59 195V194H58ZM111 195V194H110ZM159 195V194H158ZM10 196V195H9ZM39 196V195H38ZM91 196H92V194H91ZM30 197H31V195H30ZM37 197V196H36ZM56 197L57 196H55V199H56ZM84 197H86V196H84ZM112 197V196H111ZM18 198V197H17ZM76 198H77V196H76ZM82 198V197H81ZM93 198V197H92ZM97 198V197H96ZM96 198H94V199H96ZM33 199V198H32ZM44 199V198H43ZM69 199V198H68ZM69 199V200H70ZM159 199V198H158ZM25 200V199H24ZM50 200V199H49ZM57 200V199H56ZM72 200V199H71ZM79 200H80V198H79ZM82 200H83V198H82ZM81 200V201H82ZM3 201V200H2ZM61 201H62V199H61ZM76 201H78V200H76ZM89 201V200H88ZM124 201V200H123ZM19 202V201H18ZM28 202H30V200L28 201ZM32 202V201H31ZM30 202V203H31ZM49 202V201H48ZM57 202V201H56ZM62 202H64V200L62 201ZM72 202V201H71ZM80 202V201H79ZM93 202V201H92ZM115 202V200L113 201V203ZM7 203V202H6ZM33 203H34V201H33ZM66 203V202H65ZM82 203V202H81ZM104 203V202H103ZM28 204V203H27ZM52 204V203H51ZM58 204V203H57ZM13 204L11 203V206H12ZM19 205V204H18ZM26 205V204H25ZM33 205V204H32ZM37 205H38V203H37ZM73 205V204H72ZM81 205V204H80ZM99 205V204H98ZM97 205V206H98ZM113 205H115V204H113ZM8 206V205H7ZM49 206V205H48ZM59 206V205H58ZM62 206H63V204H62ZM70 206V205H69ZM2 207V206H1ZM5 207V206H4ZM27 207V206H26ZM34 207H35V205H34ZM41 207V206H40ZM67 207H68V205H67ZM78 207V206H77ZM82 207V206H81ZM11 208V207H10ZM100 208V207H99ZM107 208V207H106ZM22 209V208H21ZM31 209V208H30ZM54 209V208H53ZM64 209V208H63ZM114 209V208H113ZM52 210V209H51ZM50 210V211H51ZM66 210V209H65ZM68 210V209H67ZM50 211H46V212H50ZM57 211V210H56ZM62 211V210H61ZM71 211V210H70ZM74 211V210H73ZM102 211V210H101ZM7 212V211H6ZM40 212H41V210H40ZM52 212V211H51ZM59 212V211H58ZM24 213V212H23ZM121 213V212H120ZM9 214V212L7 213V215ZM27 214H28V212H27ZM41 214V213H40ZM90 214V213H89ZM94 214V213H93ZM6 215V214H5ZM10 215H11V213H10ZM42 215V214H41ZM75 215V214H74ZM16 216V215H15ZM66 216V215H65ZM67 216H69V215H67ZM93 216V215H92ZM125 216H126V214H125ZM131 216V215H130ZM31 217V216H30ZM43 217V216H42ZM3 218H6V216H4V212H3V209L2 208H0V230H2V232H1V234H0V238L2 239L1 240V242L2 241H4V238H5V231L7 230V231H9L8 230V225H9V223L8 222H6L5 221V219H3ZM25 218H26V216H25ZM67 218H69V217H67ZM131 218V217H130ZM133 218V217H132ZM14 219V218H13ZM16 219V218H15ZM19 219V218H18ZM64 219H66V218H64ZM77 219H78V217H77ZM136 219V218H135ZM34 220H36V219H34ZM58 220V219H57ZM86 220V219H85ZM131 220V219H130ZM133 220V219H132ZM31 221V220H30ZM38 221H39V219H38ZM52 221V220H51ZM62 221V220H61ZM15 222V221H14ZM18 222H20V221H18ZM60 222V220H58V221H56V222H53V223H50V224H48V226H49V228L50 227H52V228H55L56 226H57V224ZM125 222V221H124ZM21 223V222H20ZM28 223H29V221H28ZM132 223V222H131ZM136 223V222H135ZM13 224V223H12ZM25 224V223H24ZM40 224V223H39ZM70 224H71V222H70ZM99 224V223H98ZM19 225V224H18ZM22 225V224H21ZM61 225V224H60ZM73 225V224H72ZM82 225V224H81ZM102 225V224H101ZM16 226V225H15ZM23 226V225H22ZM40 226V225H39ZM47 226V227H48ZM70 226V225H69ZM75 226V225H74ZM73 226V227H74ZM92 226H93V224H92ZM100 226V225H99ZM138 226V225H137ZM30 227H31V225H30ZM34 227H35V225H34ZM38 227V226H37ZM85 227V226H84ZM105 227V226H104ZM31 228H33V227H31ZM92 228V227H91ZM90 228V229H91ZM94 228H95V226H94ZM129 228V227H128ZM13 229V228H12ZM21 229V228H20ZM22 229H23V227H22ZM28 229V228H27ZM51 229V228H50ZM85 229V228H84ZM135 229V228H134ZM31 230V229H30ZM46 230H48L47 228H46ZM62 230V229H61ZM80 230V229H79ZM87 230V229H86ZM100 230V229H99ZM16 231V230H15ZM19 231V230H18ZM22 231V230H21ZM21 231H19V232H21ZM24 231V230H23ZM22 231V232H23ZM34 231H35V229H34ZM87 231H89V229L87 230ZM93 231V230H92ZM103 231V230H102ZM26 232V231H25ZM52 232H53V230H52ZM52 232H48V233H52ZM84 232V231H83ZM90 232V231H89ZM106 232V231H105ZM119 232V231H118ZM34 233V232H33ZM97 234H98V232H96ZM36 234V233H35ZM45 234V233H44ZM74 234V233H73ZM79 234V233H78ZM82 234V233H81ZM86 234V233H85ZM88 234H90V233H88ZM94 234V233H93ZM100 234V233H99ZM102 234V233H101ZM21 235V234H20ZM41 234H39V236H40ZM43 235V234H42ZM77 235V234H76ZM80 235V234H79ZM128 235V234H127ZM27 236V235H26ZM48 237H49V235H47ZM84 236V233H83V235H82V237ZM90 236V235H89ZM89 236H87L88 237V239H89ZM94 236H96V235H93V237ZM13 237V236H12ZM16 237V236H15ZM18 237V236H17ZM47 237V238H48ZM78 237V236H77ZM76 236H75V238H77ZM91 237H92V235H91ZM6 238H8V237H6ZM14 238V237H13ZM40 238H41V236L39 237V240H40ZM46 238V237H45ZM72 238L74 239V235L72 236ZM100 238H101V236H100ZM9 239V238H8ZM84 239H86V238H84ZM91 240H90V244H91V248L93 247V249H96L95 248V246H97L98 245V243L97 244H92L91 243V241L93 242V239L92 238H90ZM95 237H94V241H95ZM37 239L35 238V240H33L34 242H37L36 241ZM42 240V239H41ZM45 240V239H44ZM55 240V239H54ZM18 241V240H17ZM47 241V240H46ZM64 241V240H63ZM104 241V240H103ZM131 241V240H130ZM21 242V241H20ZM27 242H28V240H27ZM44 242V241H43ZM68 242V241H67ZM96 242V241H95ZM38 243V242H37ZM66 243V242H65ZM3 244V243H2ZM16 244V243H15ZM32 244H34V243H32ZM89 244V245H90ZM101 244V243H100ZM112 244V243H111ZM124 244H126V243H123V245ZM45 245H47V244H45ZM61 245H62V243H61ZM107 245V244H106ZM122 244H121V248H122V246H123ZM7 246V245H6ZM36 246V245H35ZM59 246H60V244H59ZM117 246V245H116ZM128 246V244H126L125 245V251H127L126 250V247ZM39 247V246H38ZM64 247H66L65 245H64ZM98 247V246H97ZM34 248V247H33ZM41 248H43V247H41ZM49 248V247H48ZM107 248V247H106ZM123 248V249H124ZM128 248V247H127ZM10 249V248H9ZM24 249V248H23ZM50 249V248H49ZM48 249V250H49ZM65 249V248H64ZM64 249H62V250H64ZM98 249V248H97ZM113 249H114V246H113ZM129 249V248H128ZM6 250H8V248L6 249ZM34 250V249H33ZM40 250V249H39ZM50 250H53V249H50ZM66 250V249H65ZM68 250H70V248L69 249H67V251ZM3 249L1 248V252L3 253ZM12 251V250H11ZM20 252H21V249L19 250ZM56 251V250H55ZM90 252H91V250H89ZM89 251H88V253H89ZM123 251V250H122ZM8 252H9V250H8ZM18 252V251H17ZM24 251L22 250V253H19V255L20 254H22V255H20V256H18V257H23V255H25L24 253H23ZM40 252V251H39ZM49 252L50 251H48L47 253H48V255H49ZM53 251H51L50 252V254H53L52 253ZM58 252V251H57ZM59 252H60V250H59ZM73 252V251H72ZM113 252H115V251H113ZM4 253H7V251L6 252H4ZM10 253V252H9ZM9 253H8V255H9ZM45 253V252H44ZM43 251H42V254H40V253H35V251H34V253H32L33 255H30L29 254V258H30V261H28V264H44L45 262H42L43 261ZM15 254V253H14ZM59 254V253H58ZM57 254V255H58ZM61 254V253H60ZM62 254H64V253H62ZM67 254H69V252L67 253L66 252V254L64 255V257L65 256H67L66 257V259H64V262H66V260H67V258H68V256L69 255H71V252H70V254L69 255H67ZM107 254H110V253H107ZM1 255V254H0ZM13 255V254H12ZM26 255H28L27 253H26ZM25 255V256H26ZM55 255V254H54ZM94 255V254H93ZM17 256V254H15V258L16 259H18V257H16ZM24 256V257H25ZM50 256H52V258H53V255H50ZM56 256V255H55ZM54 256V257H55ZM119 256H120V254H119ZM122 256V255H121ZM1 257V256H0ZM23 257V258H24ZM27 257V256H26ZM25 257V258H26ZM27 257V258H28ZM62 255H61V257H60V259L62 260ZM70 257V256H69ZM117 257V256H116ZM2 258H3V255H2ZM9 258V257H8ZM14 258V255H13V259H15ZM23 258H21L20 260H23ZM24 258V259H25ZM48 258V257H47ZM58 258V257H57ZM82 258V257H81ZM6 259V258H5ZM54 259V258H53ZM52 259V260H53ZM68 259H72V257L71 258H68ZM20 260L18 259V260H15V262L16 261H18L19 263H20ZM46 260H48V259H46ZM46 260H44V261H46ZM57 260H59V259H57ZM70 260H69V262H68V260H67V262L70 264L71 262H70ZM89 260V259H88ZM87 260V261H88ZM54 261H56L55 259H54ZM73 261H74V256H73ZM77 261H78V259H77ZM79 261H81V259L79 260ZM102 261V260H101ZM22 263H23V261H21ZM48 262H50V260L49 261H47V263L46 264H48ZM52 262V261H51ZM50 262V263H51ZM14 263V262H13ZM49 263V264H50ZM54 263V262H53ZM75 263V262H74ZM118 263H120V262H118ZM52 264V263H51ZM59 264H61V261H60V263ZM65 264V263H64ZM84 264H89V262L88 263H84ZM121 264H123L122 262H121Z\"/></svg>",
    "mask_w": 264,
    "mask_h": 264
}]
</instances>
